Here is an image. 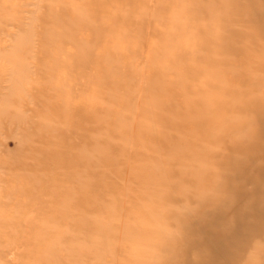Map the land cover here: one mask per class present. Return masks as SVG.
<instances>
[{
  "label": "rangeland",
  "instance_id": "1",
  "mask_svg": "<svg viewBox=\"0 0 264 264\" xmlns=\"http://www.w3.org/2000/svg\"><path fill=\"white\" fill-rule=\"evenodd\" d=\"M0 264H264V0H0Z\"/></svg>",
  "mask_w": 264,
  "mask_h": 264
},
{
  "label": "bare ground",
  "instance_id": "2",
  "mask_svg": "<svg viewBox=\"0 0 264 264\" xmlns=\"http://www.w3.org/2000/svg\"><path fill=\"white\" fill-rule=\"evenodd\" d=\"M232 199H233V198H232ZM221 203H223V201H222ZM221 206H222V205H221ZM222 207H223V206H222ZM206 212H207V211H206ZM210 213H211V212H210ZM210 213H208V214H210ZM205 214H207V213H205ZM205 216H206V215H205ZM202 217H204V214H203ZM199 219H201V218H199ZM194 220H195V219H194ZM194 220H193V221H194ZM201 220H202V219H201ZM194 222H195L194 224H197L196 221H194ZM191 224H192V223H191ZM212 225H213V224H212ZM208 226H209V225H208ZM214 227H216V226H214ZM224 227H225V226H224ZM226 227H227V226H226ZM226 227H225V228H226ZM208 228H209V227H208ZM225 228H223V229H225ZM215 229H216V228H215ZM215 229H213V230H215ZM228 229H229V228H228ZM230 229H231V228H230ZM209 230H210V229H209ZM216 230H217V229H216ZM216 230H215V231H216ZM213 235H214V234H213ZM223 236H224V235H223ZM210 237H211V236H210ZM202 240H203V239H202ZM202 240H201V241H202ZM206 241L208 242V240H206ZM209 241H210V240H209ZM213 245H214V244H213ZM213 247H214V246H213ZM206 248H208V247H206Z\"/></svg>",
  "mask_w": 264,
  "mask_h": 264
}]
</instances>
